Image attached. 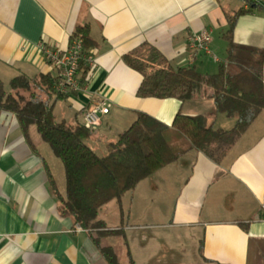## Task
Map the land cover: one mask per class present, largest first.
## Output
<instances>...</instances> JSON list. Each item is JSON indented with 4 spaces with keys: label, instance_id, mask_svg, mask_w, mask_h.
I'll list each match as a JSON object with an SVG mask.
<instances>
[{
    "label": "crops",
    "instance_id": "crops-1",
    "mask_svg": "<svg viewBox=\"0 0 264 264\" xmlns=\"http://www.w3.org/2000/svg\"><path fill=\"white\" fill-rule=\"evenodd\" d=\"M239 9L246 13L233 41L264 47V6L244 0H0V79L58 77L39 43L66 48L75 29L87 25L92 64L83 62L89 68L83 88L54 97L52 106L57 120L84 123L90 105L105 103L108 112L86 140L97 154L139 112L165 125L178 112L199 114L229 129L235 119L216 112L212 98L138 96L142 76L122 55L148 42L173 67L214 73L206 54L191 53L187 37L208 30L211 49L223 50L218 65L227 15ZM58 160L34 124L25 132L15 113L0 112V264H109L91 232L62 215ZM98 217L118 231L101 243L120 264L129 255L134 264H264V109L220 163L190 150L101 206Z\"/></svg>",
    "mask_w": 264,
    "mask_h": 264
},
{
    "label": "trees",
    "instance_id": "trees-1",
    "mask_svg": "<svg viewBox=\"0 0 264 264\" xmlns=\"http://www.w3.org/2000/svg\"><path fill=\"white\" fill-rule=\"evenodd\" d=\"M245 13L239 9L227 15L222 32L225 57L214 73H202L195 66L173 67L148 42L122 55L124 63L142 76L138 96L180 101L212 98L216 112L235 119L229 129L215 128L209 117L199 114L178 112L171 125H165L139 112L132 124L107 144L106 154L99 155L86 143L93 127L56 119L52 100L61 97L54 90L58 77L40 74L31 79L17 75L7 84L0 79V112L15 113L25 132L34 124L52 154L61 160L65 182L64 195L60 197L62 215L73 217L91 232L109 264L120 263L113 248L101 240L118 231L105 229L98 209L113 199L120 200L139 181L190 150L220 163L264 109V47L233 41L234 27ZM71 37L81 39L85 49L92 46L87 25L76 28ZM88 72L89 68L80 63L82 83ZM127 264H134L130 255Z\"/></svg>",
    "mask_w": 264,
    "mask_h": 264
},
{
    "label": "built area",
    "instance_id": "built-area-1",
    "mask_svg": "<svg viewBox=\"0 0 264 264\" xmlns=\"http://www.w3.org/2000/svg\"><path fill=\"white\" fill-rule=\"evenodd\" d=\"M248 5L264 6V0H244ZM211 33L208 30L191 33L187 37V45L193 55L204 53L214 62H220L216 53L210 47ZM42 56L58 71V79L54 85L57 95L77 93L82 90L83 83L79 78L80 63L92 64V57L84 48L82 40L72 38L66 48L47 41L39 43ZM108 112L103 101L90 105L83 113V121L90 127L101 123V116Z\"/></svg>",
    "mask_w": 264,
    "mask_h": 264
},
{
    "label": "rangeland",
    "instance_id": "rangeland-1",
    "mask_svg": "<svg viewBox=\"0 0 264 264\" xmlns=\"http://www.w3.org/2000/svg\"><path fill=\"white\" fill-rule=\"evenodd\" d=\"M216 53H217V56H219V58H221L222 55H223V50L222 49H216ZM208 59H209V60H207L208 63H210L212 65V67L214 68V70H215V68L217 67V63L214 62L213 59L210 58V57ZM40 95H41V93H40ZM97 152H98L99 155H104V154H106L107 151H105L104 153H102V151H97ZM58 161H61V160L59 159Z\"/></svg>",
    "mask_w": 264,
    "mask_h": 264
}]
</instances>
